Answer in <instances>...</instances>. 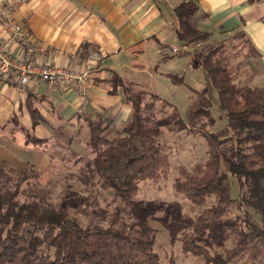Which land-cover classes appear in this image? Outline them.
<instances>
[{"label": "trees", "instance_id": "1", "mask_svg": "<svg viewBox=\"0 0 264 264\" xmlns=\"http://www.w3.org/2000/svg\"><path fill=\"white\" fill-rule=\"evenodd\" d=\"M173 12L180 42L174 55L186 57L204 73L207 83L196 93L198 100L188 110L187 121L170 102L147 91L133 90L113 73L108 81L113 91L117 86L123 88L125 101L132 108L131 119L124 126H112L111 120L96 113L86 122L88 147L93 153L91 171L101 188L111 191L121 204L114 207L106 224L85 222L70 210L68 202L53 204L44 188L32 193L22 188L27 171H19L21 178L14 180L0 164V264H162L154 249V236H147L144 228L135 230L133 223L131 228L122 227L124 215L128 218L132 211L144 212L146 207L137 200L141 182L157 183L169 174L164 130L189 128L201 132L207 151L203 161L191 167L179 166L172 181L174 192L194 211L190 230L180 238L181 251L202 256V264H264V85L236 82L222 42L192 49L211 36L193 22L195 0H182ZM232 37L244 38L247 56H258L243 30ZM170 57L163 55L162 60ZM170 77L177 80L176 75ZM209 86L216 90L221 116L226 120L224 128L216 132L204 127L214 124ZM203 118L205 123L196 127ZM20 129L27 142H45ZM230 177L237 188V206L256 210L260 222L247 209L239 217L227 215L233 202ZM210 197L212 202H208ZM155 203L151 205L154 210L158 206ZM229 228H237L235 243L223 254H211L203 243H221Z\"/></svg>", "mask_w": 264, "mask_h": 264}, {"label": "crops", "instance_id": "2", "mask_svg": "<svg viewBox=\"0 0 264 264\" xmlns=\"http://www.w3.org/2000/svg\"><path fill=\"white\" fill-rule=\"evenodd\" d=\"M181 1L29 0L21 5L14 16L31 34L34 58L49 67L86 69L92 87L84 103L74 85L50 87L39 81L19 86L0 77V163L47 171L53 161L64 159L65 151L80 157L78 146L84 142L87 146L89 140L86 121L96 113L111 120L112 126L128 123L131 105L123 88L113 91L108 80L116 73L133 90L149 92L150 81L169 79L174 72L164 70L167 61L162 56L174 57L180 48L173 9ZM195 2L203 30L216 36L245 32L258 52L248 56L252 65L248 78L253 85H264V0ZM20 127L45 142H27Z\"/></svg>", "mask_w": 264, "mask_h": 264}, {"label": "rangeland", "instance_id": "3", "mask_svg": "<svg viewBox=\"0 0 264 264\" xmlns=\"http://www.w3.org/2000/svg\"><path fill=\"white\" fill-rule=\"evenodd\" d=\"M199 17L196 16L194 24L201 28ZM203 30V29H202ZM236 32L227 35L211 36L206 42L195 45L192 49L207 48L209 45H217L222 42L226 49V54L230 56L231 71L238 84L249 82L251 84V67L246 54L247 45L244 38H233ZM164 70L173 71L176 78L164 80L157 78L156 82H151V93H155L162 99L170 102L177 110L179 116L187 121V112L197 100V92L201 91L206 83L204 73L196 68L188 67V59L182 56L168 58ZM260 80V78L256 79ZM253 85V84H251ZM209 96L211 100V114L214 124L205 128L210 131H219L226 125V120L221 116L218 105L216 90L209 86ZM137 90V89H136ZM148 96V95H147ZM169 111V110H168ZM205 123V119H200L196 127ZM85 133V131H84ZM86 135V133H85ZM84 135V137H85ZM162 141L167 146L169 155L170 171L166 179H160L157 183L149 181L141 182L137 194V200L146 207L144 212L130 213L124 215V228L134 229L144 228L147 236H154V249L158 253L162 264H202L204 259L199 255L185 254L181 251L180 238L191 228V219L194 215L190 203L176 194L172 188L173 178L178 173L179 166L191 167L196 161H203L206 157L207 145L204 137L199 130L194 131L189 128L179 132H169L164 130ZM85 143V142H84ZM81 143L78 150L81 151L77 158L75 155L63 152L64 159L53 161L51 169L47 171L37 170L31 166L28 170L9 167L2 164L14 180L21 178L19 171H27L29 175L22 181L21 187L27 191L34 192L37 188H44L53 204L68 202L70 210L75 212L83 221H98L106 224L108 217L114 207L121 204L120 199L116 198L111 191L103 190L97 176L91 171L90 161L93 157L91 149ZM1 164V163H0ZM16 178V179H15ZM13 185V183H11ZM230 195L233 202L227 210V215L235 218L243 214L244 209L248 210L253 219L260 222V214L251 207L237 206L238 194L234 180L230 177ZM25 194L20 198H24ZM213 197L208 199L212 202ZM157 202L156 210L152 203ZM133 223V225H132ZM141 224V225H140ZM135 233V231H133ZM136 234H140L136 232ZM149 234V235H148ZM237 239V228H229L224 231V239L221 243L209 241L203 243L211 254L221 253L229 249Z\"/></svg>", "mask_w": 264, "mask_h": 264}, {"label": "built area", "instance_id": "4", "mask_svg": "<svg viewBox=\"0 0 264 264\" xmlns=\"http://www.w3.org/2000/svg\"><path fill=\"white\" fill-rule=\"evenodd\" d=\"M29 0H0V77L8 78L19 86L39 81L50 87L70 84L79 91L82 102H87L92 81L86 69L49 67L40 64L33 56L35 44L27 27L15 18L16 10ZM19 50L14 52V48ZM176 51V49H173Z\"/></svg>", "mask_w": 264, "mask_h": 264}]
</instances>
